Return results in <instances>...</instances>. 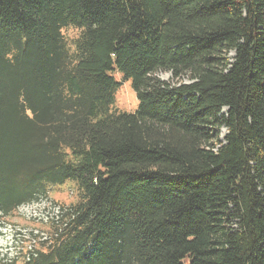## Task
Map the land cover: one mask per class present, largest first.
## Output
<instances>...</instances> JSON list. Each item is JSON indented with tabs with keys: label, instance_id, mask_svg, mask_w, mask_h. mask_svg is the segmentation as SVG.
Masks as SVG:
<instances>
[{
	"label": "trees",
	"instance_id": "trees-1",
	"mask_svg": "<svg viewBox=\"0 0 264 264\" xmlns=\"http://www.w3.org/2000/svg\"><path fill=\"white\" fill-rule=\"evenodd\" d=\"M66 182L0 264H264V0H0V223Z\"/></svg>",
	"mask_w": 264,
	"mask_h": 264
},
{
	"label": "rangeland",
	"instance_id": "rangeland-1",
	"mask_svg": "<svg viewBox=\"0 0 264 264\" xmlns=\"http://www.w3.org/2000/svg\"><path fill=\"white\" fill-rule=\"evenodd\" d=\"M67 36L74 34L73 31L64 32ZM120 86L115 92V102L113 109L123 112H135L137 108V99L131 87V82L121 81L118 74L113 75ZM154 79L164 81L169 85H175L177 82L166 72H157ZM181 82L185 83L186 80ZM219 133L223 134L221 129ZM47 198L54 203L73 205L77 201V193L71 183L66 182L61 187H52L49 189ZM40 203L23 205L9 216L5 217L0 223V260L16 259L20 260L22 249L30 244L32 232L37 231L47 234L48 227L42 224L43 212L39 210ZM37 240V236L34 235Z\"/></svg>",
	"mask_w": 264,
	"mask_h": 264
},
{
	"label": "built area",
	"instance_id": "built-area-1",
	"mask_svg": "<svg viewBox=\"0 0 264 264\" xmlns=\"http://www.w3.org/2000/svg\"><path fill=\"white\" fill-rule=\"evenodd\" d=\"M60 208H61L60 205L54 203L50 199L41 201V204L39 206V210L41 212H43V215H44L43 219H42V224L45 226L57 224L61 215H62ZM34 235L37 236V239L39 238V241H46L47 242L48 234H44L41 232L34 231V232H32V238L30 240L31 243L34 244V242L36 241L34 239Z\"/></svg>",
	"mask_w": 264,
	"mask_h": 264
}]
</instances>
